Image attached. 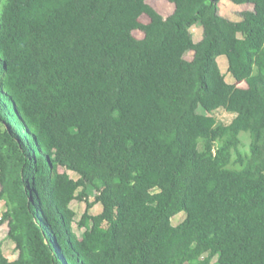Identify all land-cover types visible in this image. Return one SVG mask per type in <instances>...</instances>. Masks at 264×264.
<instances>
[{
  "label": "trees",
  "instance_id": "trees-1",
  "mask_svg": "<svg viewBox=\"0 0 264 264\" xmlns=\"http://www.w3.org/2000/svg\"><path fill=\"white\" fill-rule=\"evenodd\" d=\"M168 1L0 0V264H264V0Z\"/></svg>",
  "mask_w": 264,
  "mask_h": 264
},
{
  "label": "rangeland",
  "instance_id": "rangeland-1",
  "mask_svg": "<svg viewBox=\"0 0 264 264\" xmlns=\"http://www.w3.org/2000/svg\"><path fill=\"white\" fill-rule=\"evenodd\" d=\"M148 2L155 7L160 13H162L165 17L168 15L172 14L175 10V5L168 1V0H148ZM244 6H238L235 3H233L230 0H221L219 4V12L221 15L228 17L230 19H240L241 18V13L244 10ZM249 8H252V5H250ZM145 22L149 21V17L144 16L142 18ZM193 36L195 41H199L203 38V28L200 25H195L192 28ZM137 37H144V33L141 31H136L135 32ZM194 57V52L189 51L186 54V58L189 60H192ZM219 65L221 67L222 72L226 75V79L228 82H234L236 79L233 76L231 72H229V60L227 56L223 55L218 58ZM217 116L219 118V121L222 123H230L233 118L234 114L231 112L226 111L225 109H220L217 111ZM246 143H249V140L245 139ZM73 178L78 179V174L75 172H70ZM1 190V186H0ZM97 196V192L91 188L89 190V199L90 201H94ZM72 208L76 212V217L75 221L73 223L74 230L78 236H82L86 228H81L79 226L80 221L82 220L83 216L85 215L87 209H88V203L86 201H80V200H74L72 203ZM7 206L5 200L0 198V242L3 243V247L5 250L6 255L11 259L15 260L19 257L20 251L17 248V244L12 241L9 237L10 234V227L8 224V221L1 222V218L6 212ZM92 214L96 215L102 212V205L101 204H96L90 211ZM186 217V214L184 212H181L177 214L173 218V223L174 224H179L182 222Z\"/></svg>",
  "mask_w": 264,
  "mask_h": 264
}]
</instances>
